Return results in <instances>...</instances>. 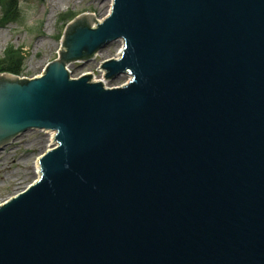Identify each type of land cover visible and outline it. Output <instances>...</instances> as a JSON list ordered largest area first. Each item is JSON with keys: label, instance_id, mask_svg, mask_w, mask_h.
Instances as JSON below:
<instances>
[{"label": "water", "instance_id": "1", "mask_svg": "<svg viewBox=\"0 0 264 264\" xmlns=\"http://www.w3.org/2000/svg\"><path fill=\"white\" fill-rule=\"evenodd\" d=\"M61 41L39 77L0 74V150L55 133L0 204V264H264V0H112Z\"/></svg>", "mask_w": 264, "mask_h": 264}, {"label": "rangeland", "instance_id": "2", "mask_svg": "<svg viewBox=\"0 0 264 264\" xmlns=\"http://www.w3.org/2000/svg\"><path fill=\"white\" fill-rule=\"evenodd\" d=\"M18 18L13 22L3 19L0 7V61L6 51L24 52L23 72L20 77L40 76L46 65L58 58L66 22L74 16L94 12L96 20L110 13L112 0H16ZM123 41H115L100 51L93 60L73 63L68 69L72 78L91 74L95 80L104 78L98 68L108 59H116ZM129 75L106 80L104 86L114 88L129 82ZM50 134L38 130L27 131L0 150V204L22 192L33 183L38 159L53 145Z\"/></svg>", "mask_w": 264, "mask_h": 264}, {"label": "trees", "instance_id": "3", "mask_svg": "<svg viewBox=\"0 0 264 264\" xmlns=\"http://www.w3.org/2000/svg\"><path fill=\"white\" fill-rule=\"evenodd\" d=\"M16 2H17L16 0H0V7L2 8L3 11V19L6 22H13L16 18H18L19 10L18 7L16 6ZM70 20L68 19L66 24ZM4 56H5L4 59L0 61V73H8V74L20 76L23 72V65H24L23 50L22 51L8 50L6 51V54Z\"/></svg>", "mask_w": 264, "mask_h": 264}, {"label": "bare ground", "instance_id": "4", "mask_svg": "<svg viewBox=\"0 0 264 264\" xmlns=\"http://www.w3.org/2000/svg\"><path fill=\"white\" fill-rule=\"evenodd\" d=\"M52 1V0H51ZM100 21V20H99ZM119 56V55H118ZM102 73V72H101ZM103 74V73H102ZM50 142H52V144H54L53 140H50ZM36 174H38L37 178L40 176V170H39V164L37 163L36 164Z\"/></svg>", "mask_w": 264, "mask_h": 264}]
</instances>
